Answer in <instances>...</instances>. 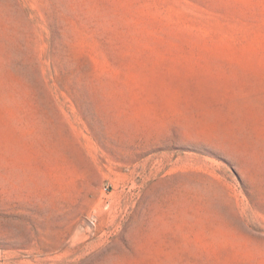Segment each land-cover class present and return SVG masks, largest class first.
I'll use <instances>...</instances> for the list:
<instances>
[{
    "label": "rangeland",
    "instance_id": "rangeland-1",
    "mask_svg": "<svg viewBox=\"0 0 264 264\" xmlns=\"http://www.w3.org/2000/svg\"><path fill=\"white\" fill-rule=\"evenodd\" d=\"M0 264H264V0H0Z\"/></svg>",
    "mask_w": 264,
    "mask_h": 264
}]
</instances>
